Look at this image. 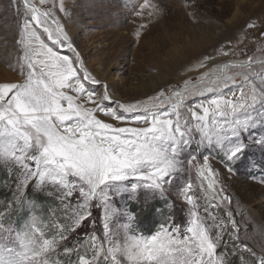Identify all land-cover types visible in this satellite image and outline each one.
I'll use <instances>...</instances> for the list:
<instances>
[{"label": "snow or ice", "instance_id": "snow-or-ice-1", "mask_svg": "<svg viewBox=\"0 0 264 264\" xmlns=\"http://www.w3.org/2000/svg\"><path fill=\"white\" fill-rule=\"evenodd\" d=\"M13 3L18 5V0ZM24 7L30 11V20L34 23H24L18 41L24 52L21 79L0 84V161L19 173L13 185V209L29 205L35 208L27 193L41 191L46 197L50 195L59 200L57 207H63L66 219L61 221L62 226L49 220L46 234L34 218L27 230L15 239L3 236L12 230L0 225V264H54L52 256L61 248L69 256L64 264H232L227 258L232 252L238 255L247 252L254 257L243 264H264V245L256 257L253 249L240 238L239 225L231 212H228L230 226L225 221L215 236L209 234L195 210L191 211L185 232L173 221L171 227H162L150 239L129 237L117 244L110 239L109 231L110 218L116 215L111 198L128 191L129 185V198L140 188L166 195L175 177L188 164L213 189L217 180L211 177L217 173L202 148L215 151L229 173L236 170L247 148L264 149V136L253 137L250 143L243 138L257 124L264 126V112L257 110V105L264 109V71L245 72L239 84L234 76L218 75L216 80L224 81L219 87L227 88L231 83L240 91L236 97V91L229 89L235 100L218 94L186 105L185 99L189 96L203 97L205 92H218L217 88L207 86L209 81L216 82L209 76L207 80L201 79L203 87L193 85L171 93L160 91L150 97V102L120 103L113 101L107 90L86 87L85 82L93 86L101 82L84 67L76 42L65 33L52 11L40 12L27 0ZM60 8L66 11L63 3ZM48 20L55 25L54 29ZM36 28L43 29L51 46L37 34ZM55 47L67 51L60 54ZM231 67L246 69L252 64ZM257 78L259 84L250 87L249 81L255 83ZM81 101L93 106L86 107ZM182 107L188 108L196 122L194 126L188 120L182 122L179 111ZM252 112H258L257 117ZM97 113L116 123L104 122L97 118ZM238 114H244L245 118L239 119ZM186 151L190 152L189 157L181 159ZM201 157L203 163H200ZM219 183L221 191L217 195L230 203L229 196L224 194L223 180ZM190 189L191 184L183 192L194 208L192 196L187 195ZM128 220L126 227L131 230L135 218L129 215ZM100 223L107 248L103 243L97 244ZM88 225H97L92 229L91 259L86 258L87 253L76 252L78 259L72 260L75 250L66 242L72 233L86 231ZM225 232L231 251L217 258ZM258 233L264 238V225ZM17 241L19 250L10 246Z\"/></svg>", "mask_w": 264, "mask_h": 264}, {"label": "rangeland", "instance_id": "rangeland-1", "mask_svg": "<svg viewBox=\"0 0 264 264\" xmlns=\"http://www.w3.org/2000/svg\"><path fill=\"white\" fill-rule=\"evenodd\" d=\"M27 2L40 12L52 11L65 33L76 42L84 67L101 82L98 86L85 82L86 87H97L101 92L107 90L113 101L150 102V97L160 91L171 93L193 85L203 87L201 79L207 80L209 76L216 82L209 81L207 86L217 88L218 92H205L203 97L189 96L185 99L186 105L204 98H215L218 94L235 100L240 96V91L231 83L227 88L219 87L224 81L216 80V77L224 74L234 76L239 84L245 72L256 74L264 71V0H45L43 4L41 0ZM62 3L66 11H61ZM18 5L13 0H0V84L17 82L23 75V45L18 41L24 23L32 22L31 13L24 7L22 0H18ZM48 24L55 28L51 20H48ZM35 30L51 46L45 34ZM55 50L60 54L67 51L59 47H55ZM247 62H251V68L231 67ZM201 64L204 66L201 67ZM226 64L229 65L228 68L224 67ZM205 73L208 75L205 76ZM258 84L259 78L255 83L249 81L250 87ZM229 89L236 91V97L232 96ZM66 91L75 95L70 90ZM81 102L86 107L93 106ZM257 110L264 112L259 105ZM179 111L182 122L188 120L195 125L196 122L192 120L187 107H182ZM258 112H252L251 115L257 117ZM97 118L116 123L103 113H97ZM238 118L244 119L245 116L238 114ZM249 132L243 134L247 143L253 137L259 139L264 136V126L257 124ZM201 150L211 158L217 173L211 177L217 180L213 189H209L208 181L197 174L193 165L188 164L185 165V171L175 177V182L166 195L140 188L129 198V185L128 191L111 198L116 215L110 218V239L117 244L123 243L129 237L150 239L162 227H171L173 221L180 226L181 232H185L193 210L197 212L209 234L215 236L224 227L225 221L230 226L228 212H231L239 225L240 238L258 257L261 245H264V238L259 235L257 227L264 225V149L258 146L247 148L232 173L224 168L215 151L203 148ZM189 154V151L184 152L181 159L186 160ZM200 163H203V157L200 158ZM18 175L15 168L0 161V225L12 230L4 232L3 236L15 239L27 230L34 218L46 234L49 231V220H54L56 226H62L61 221L66 217L63 215V207H57L59 200L50 195L46 197L41 191L29 190L27 193L28 200L35 204V208L30 205L19 209L12 208V192L15 190L13 185ZM221 179L226 187L224 194L229 196L230 203L217 195L221 191ZM189 184L191 189L187 195L192 196L194 208L192 204H188L183 192ZM99 212L103 215V209ZM129 215L135 218L130 225L131 230L126 227L130 223ZM96 226L88 225L86 231L74 232L69 236L66 243L75 250L70 257L72 260L78 259L76 252L80 255L87 253L86 258L91 259V235L93 227ZM98 226L100 231L97 233V244L103 243L107 248L109 245L103 240L102 223ZM47 238L51 239V235H47ZM18 244L19 241L10 246L19 250ZM224 245H227L226 249ZM230 251L231 244L225 232L217 258ZM227 258L232 264H243L246 259L251 260L254 257L247 252L243 255L232 252ZM67 259L69 256L62 248L52 256L54 264H64Z\"/></svg>", "mask_w": 264, "mask_h": 264}, {"label": "water", "instance_id": "water-1", "mask_svg": "<svg viewBox=\"0 0 264 264\" xmlns=\"http://www.w3.org/2000/svg\"><path fill=\"white\" fill-rule=\"evenodd\" d=\"M23 1V4L25 3V0H22ZM40 29V31H43L42 30V28H39ZM46 39H47V34H46ZM48 40V39H47ZM49 41V40H48ZM49 42H51V41H49Z\"/></svg>", "mask_w": 264, "mask_h": 264}, {"label": "bare ground", "instance_id": "bare-ground-1", "mask_svg": "<svg viewBox=\"0 0 264 264\" xmlns=\"http://www.w3.org/2000/svg\"><path fill=\"white\" fill-rule=\"evenodd\" d=\"M32 23H34V22H32ZM36 29H38V30H40L39 28H36ZM43 30V29H42ZM43 32V31H42ZM45 34V36H46V33H44ZM258 227V229H260V226H257Z\"/></svg>", "mask_w": 264, "mask_h": 264}]
</instances>
